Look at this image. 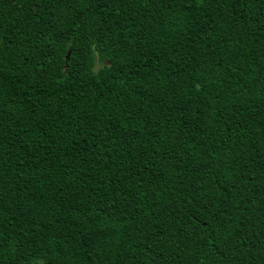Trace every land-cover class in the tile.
<instances>
[{"label":"trees","instance_id":"trees-1","mask_svg":"<svg viewBox=\"0 0 264 264\" xmlns=\"http://www.w3.org/2000/svg\"><path fill=\"white\" fill-rule=\"evenodd\" d=\"M0 264H264V0H0Z\"/></svg>","mask_w":264,"mask_h":264},{"label":"water","instance_id":"water-1","mask_svg":"<svg viewBox=\"0 0 264 264\" xmlns=\"http://www.w3.org/2000/svg\"><path fill=\"white\" fill-rule=\"evenodd\" d=\"M69 57H70V54L68 55L67 60L69 59Z\"/></svg>","mask_w":264,"mask_h":264}]
</instances>
